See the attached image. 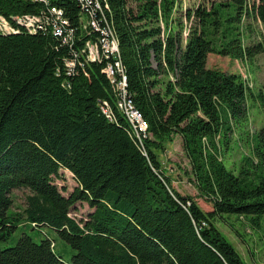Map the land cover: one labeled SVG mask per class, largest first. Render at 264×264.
Returning a JSON list of instances; mask_svg holds the SVG:
<instances>
[{"label": "trees", "instance_id": "16d2710c", "mask_svg": "<svg viewBox=\"0 0 264 264\" xmlns=\"http://www.w3.org/2000/svg\"><path fill=\"white\" fill-rule=\"evenodd\" d=\"M133 1L107 0L128 90L148 122L146 154L122 114L109 121L99 109L100 99L114 100L101 63H87L65 88L56 70L68 52L55 37L0 33V264H244L215 222L234 213L254 225L252 215L264 213V126L245 130L246 99L256 96L239 73L206 61L210 53L252 60L263 51L262 41L251 40V23L242 22L264 25V0L185 9L178 0ZM52 3L77 23L74 0ZM40 7L0 0L7 17ZM235 131L251 153L238 171L218 156ZM177 135L211 210L181 194L157 158ZM60 168L78 184L68 195L53 182ZM20 188L29 193L14 210L12 190ZM78 201L92 209L85 221L70 214ZM26 223L56 231L75 250L71 260L49 238L22 233L8 245Z\"/></svg>", "mask_w": 264, "mask_h": 264}, {"label": "rangeland", "instance_id": "374dc122", "mask_svg": "<svg viewBox=\"0 0 264 264\" xmlns=\"http://www.w3.org/2000/svg\"><path fill=\"white\" fill-rule=\"evenodd\" d=\"M182 2V9L204 2L206 5L213 2H236L235 0H178ZM247 4H252L257 0H242ZM130 2H134L130 0ZM251 23L253 29L251 40L262 41L264 44V25L259 21H252L249 17L242 22V26ZM244 35V33H243ZM248 35V34H245ZM249 37L243 36V44L251 43ZM206 66L217 68L225 72L239 73L249 82L248 86L256 96H248L246 99L247 117L244 120L245 130L254 133L264 126V49L256 54L252 60L236 59L231 56L210 53L207 56ZM262 91V92H261ZM262 93V98L259 96ZM238 131L232 133L230 139V149L224 154L218 151L219 159H222L228 168L238 171L242 166V156H251L250 147L237 135ZM158 159L162 162L165 172L174 179V186L183 194L197 198V202L203 210H211L212 203L198 193L196 185L190 178L191 165L182 150V139L175 136L172 141L165 145L163 150L158 151ZM256 161V160H255ZM53 182L63 195H68L78 185L73 174L65 168H60L58 175L53 177ZM28 189L20 188L12 190L13 209L23 207L25 195ZM92 209L84 201H78L69 211L77 220L85 221ZM256 216V224H251L246 215L223 214L221 221L215 223L223 232L225 238L233 245L241 255L244 264H264V213ZM22 233H27L35 242L49 238L54 243V251L60 254L64 260L70 261L75 254V250L56 231L46 226L32 227L30 224H21L12 234L8 245H12Z\"/></svg>", "mask_w": 264, "mask_h": 264}, {"label": "built area", "instance_id": "2783aa9c", "mask_svg": "<svg viewBox=\"0 0 264 264\" xmlns=\"http://www.w3.org/2000/svg\"><path fill=\"white\" fill-rule=\"evenodd\" d=\"M32 1L41 5L37 12L13 14L9 17L0 14V33L6 35L25 31L55 37L68 52L63 57L62 67L56 70V75L61 72L64 74L65 88L70 87L69 78L81 72L86 74L87 63H101L102 71L113 87L114 100L111 103L108 99H100L99 109L109 121L116 120V112L122 114L128 122L131 137L146 154L144 140L151 136L148 122L134 105L128 90L127 76L107 0H74L79 14L76 24L66 15L64 8L52 3V0ZM242 79L248 86L246 78ZM203 142L207 144L206 137Z\"/></svg>", "mask_w": 264, "mask_h": 264}, {"label": "crops", "instance_id": "0c3cea01", "mask_svg": "<svg viewBox=\"0 0 264 264\" xmlns=\"http://www.w3.org/2000/svg\"><path fill=\"white\" fill-rule=\"evenodd\" d=\"M163 166V165H162ZM163 169H164V166H163ZM165 171V170H164ZM170 177H171V175L170 174H168ZM171 179H172V185L174 186V184H173V182H174V179L171 177ZM175 187V186H174ZM176 188V187H175ZM177 189V188H176ZM178 190V189H177ZM179 191V190H178ZM180 192V191H179ZM181 194H183L182 192H180ZM196 200H197V198H195Z\"/></svg>", "mask_w": 264, "mask_h": 264}]
</instances>
